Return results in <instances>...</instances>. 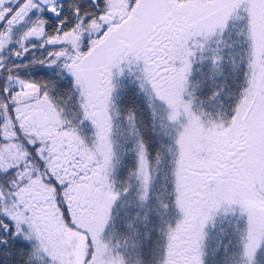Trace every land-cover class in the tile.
Here are the masks:
<instances>
[{
    "label": "snow or ice",
    "instance_id": "obj_1",
    "mask_svg": "<svg viewBox=\"0 0 264 264\" xmlns=\"http://www.w3.org/2000/svg\"><path fill=\"white\" fill-rule=\"evenodd\" d=\"M0 264H264V0H0Z\"/></svg>",
    "mask_w": 264,
    "mask_h": 264
}]
</instances>
